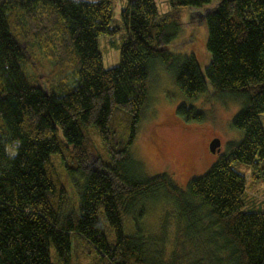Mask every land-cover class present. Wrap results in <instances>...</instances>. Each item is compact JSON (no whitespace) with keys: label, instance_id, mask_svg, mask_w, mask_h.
I'll list each match as a JSON object with an SVG mask.
<instances>
[{"label":"trees","instance_id":"obj_1","mask_svg":"<svg viewBox=\"0 0 264 264\" xmlns=\"http://www.w3.org/2000/svg\"><path fill=\"white\" fill-rule=\"evenodd\" d=\"M211 1L167 0L159 13L154 0H128L121 23L131 36L118 65L104 68L98 39L117 30L113 0H0V264H52L51 248L58 264H162L149 259L155 241L140 228L149 202L176 213L170 264L200 249L204 264H264V212L244 209L246 178L232 166L264 179V0H216L204 15L202 73L193 55L168 45L181 8ZM155 65L186 101L208 81L212 98L242 102L232 120L241 140L183 190L165 174L147 175L130 151ZM175 114L203 119L185 103ZM93 156L101 167L86 171ZM73 172L82 184L67 209L64 178ZM200 208L209 222L202 231Z\"/></svg>","mask_w":264,"mask_h":264},{"label":"rangeland","instance_id":"obj_2","mask_svg":"<svg viewBox=\"0 0 264 264\" xmlns=\"http://www.w3.org/2000/svg\"><path fill=\"white\" fill-rule=\"evenodd\" d=\"M154 1L159 13L169 10L167 0ZM127 3L128 0H113L112 20L109 27L117 30L111 34L101 35L98 39V50L104 68L118 65L120 45L131 36L121 23V10ZM216 3V0H212L200 8L182 7L181 30L168 45V49L175 54L193 55L202 73H205L210 61V53L206 46L207 29L204 15ZM211 94L207 81V89L203 94L191 102L186 101L174 85L172 76L160 65L153 67L149 84V103L137 125L135 139L130 149L134 157L143 164L147 175L165 174L183 190L190 178L204 173L221 155L227 153L230 144H236L241 140L242 132L232 125V120L242 107V102L229 98L215 99ZM181 103L190 104L201 110L203 119L187 122L177 116L175 109ZM260 122L264 129V114L260 116ZM212 138H218L220 141L215 153L210 151L208 145V141ZM232 166L246 178L244 209L264 212V179H249L251 173L249 165L234 163ZM100 167L101 162L95 156L83 164V169L86 171ZM64 181L67 191L66 207L72 209L78 199L74 184H82V177L73 172L65 177ZM147 207L140 228L144 236L155 241L148 246L149 259L170 264L176 237L174 208L152 202H149ZM197 215L200 216L197 229L202 231L209 224L208 218L202 208L198 210ZM103 229L108 237L109 234L113 235L105 227ZM127 232H133V228H129ZM201 240H205V235H202ZM201 253V249L196 250L187 259H179V262L181 264H192L194 261H200L199 264L208 262L207 259L200 257ZM50 259L52 264H58L55 261L53 248L50 249ZM72 264H89V262L86 259H81L79 262L74 259Z\"/></svg>","mask_w":264,"mask_h":264},{"label":"water","instance_id":"obj_3","mask_svg":"<svg viewBox=\"0 0 264 264\" xmlns=\"http://www.w3.org/2000/svg\"><path fill=\"white\" fill-rule=\"evenodd\" d=\"M219 139L218 138H215L213 139L210 143H209V149L212 153H215L217 151V148L219 146Z\"/></svg>","mask_w":264,"mask_h":264},{"label":"flooded vegetation","instance_id":"obj_4","mask_svg":"<svg viewBox=\"0 0 264 264\" xmlns=\"http://www.w3.org/2000/svg\"><path fill=\"white\" fill-rule=\"evenodd\" d=\"M213 139H215V138H212L211 140H213ZM211 140H210V141H211ZM210 141H208V145H209Z\"/></svg>","mask_w":264,"mask_h":264}]
</instances>
